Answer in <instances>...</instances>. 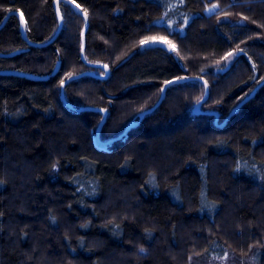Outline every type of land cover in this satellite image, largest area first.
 I'll return each mask as SVG.
<instances>
[{
	"label": "trees",
	"instance_id": "16d2710c",
	"mask_svg": "<svg viewBox=\"0 0 264 264\" xmlns=\"http://www.w3.org/2000/svg\"><path fill=\"white\" fill-rule=\"evenodd\" d=\"M55 1L0 0V24L18 11L26 39L45 42ZM72 1L89 20L85 60L68 2L46 46L28 44L16 14L0 28L12 53L0 56V264H189L225 250L264 264V84L226 119L264 78V0ZM85 61L109 74L67 83L69 107L61 81L105 73ZM186 77L208 84L204 112L203 81L173 83L116 138ZM86 106L107 110L101 143L103 113Z\"/></svg>",
	"mask_w": 264,
	"mask_h": 264
},
{
	"label": "water",
	"instance_id": "95a60500",
	"mask_svg": "<svg viewBox=\"0 0 264 264\" xmlns=\"http://www.w3.org/2000/svg\"><path fill=\"white\" fill-rule=\"evenodd\" d=\"M60 1H65V2H68L70 3L73 8L78 11L84 18V25H83V29H82V33H81V42H82V47H81V57L83 58V60H85V56H84V47H85V42H84V37H85V32L88 28V25H89V20H88V16L87 14L82 11L80 9V7L78 5H76V3L72 0H56L54 2V7H55V10H56V14H57V17H58V27L56 29V31L54 32V34L51 36V38H49L47 41L45 42H31L29 40L26 39V36L24 35V21L21 19L22 15L20 12L18 11H11L3 20V22L0 24V28L4 25L7 17L11 14H16L17 16L20 17V22H21V29H22V33H23V36L24 38L27 40L28 44L31 45V46H38V47H41V46H46L48 44H50L51 42H53L56 37L58 36L60 30H61V27H62V14L60 12V9H59V2ZM12 53H9V54H3V53H0V56H11ZM86 62V61H85ZM87 65L91 66V67H94V68H101L104 70V74H96L93 70H86L84 72H80L78 74H74L72 76H69L67 77L65 80H64V83L63 85L61 84V98L62 100L64 101V103L69 106V107H73L72 104H70L66 98H65V94H64V87L67 83H69L70 81L76 79V78H79L80 76L84 75V74H91V75H97L99 77H106L108 74H109V66L107 65V68H105L104 66L106 64H103V63H91V62H86ZM3 73H11V74H22L21 71H16V70H7V71H3ZM27 77L29 78H34V79H44L46 78L47 76H39V75H35V74H26ZM192 79H198V80H201L204 82L205 84V92H204V96L195 104L194 108H193V112L194 113H200V112H204V110L201 109V105L202 103L205 102V100L207 99V95H208V84L200 77H186V78H179V79H173V80H169V81H173V83H177V82H182V81H187V80H192ZM171 83V84H173ZM264 84V78L255 86V88L250 92L249 95H247L246 97H244L235 107H233L231 109V111L229 112L228 116L226 117V119H229L231 116H233L237 111L238 109L244 104L246 103L249 99H251L254 94L256 93V91L258 90V88L260 86H262ZM170 85V84H165L162 88V92H161V96L160 98L158 99V101L150 108L146 109V110H143L142 112H140L139 114V118L138 119H134L132 121H130L125 129L123 130V132L121 134H119L116 138H120L121 136H123L124 134L127 133V131L131 128V127H134L136 126L141 120L142 118L152 112L154 109H156L159 104L161 103L162 99L164 98L165 96V92H166V88L167 86ZM78 110H94V111H100L103 113V117H102V120L101 122L99 123V126L97 128V135H96V141L97 142H100L99 140V132H100V129H101V126L103 125L105 119H106V115H107V110L104 109V108H99V107H93V106H86V107H81V108H77ZM209 114H214L216 116L215 118V121L218 120V113H216L215 111H209L208 112ZM116 138H112L111 140L109 141H112ZM108 141V142H109ZM101 143V142H100Z\"/></svg>",
	"mask_w": 264,
	"mask_h": 264
},
{
	"label": "rangeland",
	"instance_id": "374dc122",
	"mask_svg": "<svg viewBox=\"0 0 264 264\" xmlns=\"http://www.w3.org/2000/svg\"><path fill=\"white\" fill-rule=\"evenodd\" d=\"M212 5L207 7V9H211ZM214 9H212L213 11ZM207 11V12H212ZM149 44V43H148ZM152 44H158V42H154ZM234 56L227 59V63H229ZM65 94V93H64ZM102 120V119H101ZM257 252H259L257 250ZM189 264H257L256 262V252L249 255H238L230 250H225L224 253L220 255L210 254V255H197L193 256Z\"/></svg>",
	"mask_w": 264,
	"mask_h": 264
},
{
	"label": "snow or ice",
	"instance_id": "6c2138e0",
	"mask_svg": "<svg viewBox=\"0 0 264 264\" xmlns=\"http://www.w3.org/2000/svg\"><path fill=\"white\" fill-rule=\"evenodd\" d=\"M217 7V5H213L212 6V8L211 9H206V11H212V9H214V8H216ZM21 19L23 20V17H21ZM150 42H155V38H151L150 40H144V41H141V45L143 46V45H146V44H148V43H150ZM173 47V50H174V48H175V46H172ZM240 51H243L242 49L240 50ZM233 55H235V53H228L227 55H226V57L224 58V59H228V58H231ZM105 68H107V65H105L104 66ZM71 75V74H70ZM63 83H64V81H61V84L63 85ZM166 84H171V83H173V81H166L165 82Z\"/></svg>",
	"mask_w": 264,
	"mask_h": 264
}]
</instances>
